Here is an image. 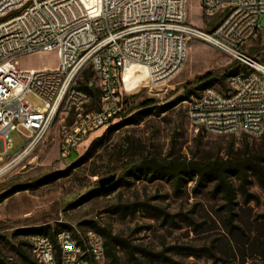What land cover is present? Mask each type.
Here are the masks:
<instances>
[{"label": "rangeland", "instance_id": "374dc122", "mask_svg": "<svg viewBox=\"0 0 264 264\" xmlns=\"http://www.w3.org/2000/svg\"><path fill=\"white\" fill-rule=\"evenodd\" d=\"M188 16L205 31H212L221 20V16L205 17L198 0L190 2ZM260 26L263 30L242 51L256 50L252 57L264 63V17ZM58 64L56 52L18 60L22 70H54ZM87 72L91 70L84 72L81 85L86 83ZM241 72L240 64L230 56L193 41L182 71L157 89L145 86L140 67L128 70L124 82L133 92L122 114L126 117L92 135L68 158L61 157L59 146L72 119L58 118L28 156L0 173V264H25L18 252L30 254V248L21 232L41 228L50 234L70 230L76 236L99 229L107 264H167L165 259L178 264H259L264 251V189L255 177L246 188L234 179L235 195L229 201L227 195L216 192L214 184L196 191L195 181L187 175L180 187L173 181L134 175L139 166L152 162L168 167L240 157L245 138L251 146L258 144L264 134L218 137L193 125L189 118V103L208 83L227 92L231 76ZM204 77L208 79L197 82ZM91 82L96 84L94 75ZM27 100L34 107L42 105L33 95ZM96 102L93 99L90 108ZM147 102L154 104L140 109ZM147 110L150 113L139 124L126 123ZM25 137L22 130L10 135V156L26 145ZM113 175L116 189L99 195V181ZM42 181L48 184L34 187ZM19 186L30 189L3 199ZM243 243H247L244 249Z\"/></svg>", "mask_w": 264, "mask_h": 264}, {"label": "built area", "instance_id": "2783aa9c", "mask_svg": "<svg viewBox=\"0 0 264 264\" xmlns=\"http://www.w3.org/2000/svg\"><path fill=\"white\" fill-rule=\"evenodd\" d=\"M191 1L100 0L94 12L83 0H0V171L28 156L58 118L72 119L59 146L61 157L68 158L122 118L133 92L125 87L128 70L145 69V86L157 89L182 71L193 41L230 56L242 72L230 78L227 92L206 88L189 103L192 124L218 137L263 135L264 63L242 50L263 30L264 0H198L205 17L221 16L212 31L189 21ZM40 52H56L58 67L18 68L19 58ZM88 69L96 78L88 87L99 93L94 108L79 83ZM29 95L42 105L32 106ZM18 130L26 133V145L10 156V135ZM27 239L36 264L108 263L103 236L95 229Z\"/></svg>", "mask_w": 264, "mask_h": 264}, {"label": "trees", "instance_id": "16d2710c", "mask_svg": "<svg viewBox=\"0 0 264 264\" xmlns=\"http://www.w3.org/2000/svg\"><path fill=\"white\" fill-rule=\"evenodd\" d=\"M257 51L252 49L250 50V56L254 55ZM241 68V67H240ZM234 74L233 76H235ZM93 73L87 72V80L86 83L81 85L80 87L86 91H88L92 98L98 101L99 93L96 89H89L88 84L91 81V77ZM231 76V77H233ZM208 77H204L199 79L197 82L206 81ZM212 83H208L206 88H210ZM205 88V89H206ZM179 101H183L180 99ZM177 103V102H175ZM154 102H147L140 106V109H144L145 107H149L153 105ZM145 111V110H141ZM149 110L146 112H139L136 115L132 116V118L127 119L126 123L131 125H137L149 114ZM122 117H126L125 115ZM245 137H248L244 135ZM244 144V152L240 157H232L226 160H215L207 163H191L190 165L176 164L173 163L168 167H162L158 162H152L149 164H142L134 172V175L138 176L139 174H144V176L150 175V180L161 179L173 181L176 187H180L183 181H187L184 177L187 175L195 181V190L200 191L201 189L206 188L209 184L215 185L216 192H222L227 195V200H229L230 196L235 195V188L233 185V180L237 179L240 182L241 188H246L249 184V179L251 177H255L258 185L264 189V136L260 139L258 144H253L245 138L243 140ZM90 155V154H89ZM48 184L47 181L39 182L35 188L41 187ZM117 183L111 185L106 189H99V195H107L111 191H114L117 187ZM30 188L27 186H19L15 188L10 194L5 196L3 199L10 197L11 195L21 192L27 191ZM231 201V199L229 200ZM98 232L103 233L99 229H96ZM22 235L28 236L32 234H45L50 235L53 238L56 234H50L47 231V228L41 229H30L21 232ZM29 244V242H28ZM247 243H243V249L246 247ZM261 245H264L262 243ZM30 248V245H29ZM245 254V252H243ZM21 259L25 264H36L34 258L31 253L28 254L24 250H19L18 252ZM243 254V255H244ZM259 264H264V251L262 250L259 254ZM164 263L167 264H178L170 259H165Z\"/></svg>", "mask_w": 264, "mask_h": 264}, {"label": "bare ground", "instance_id": "6f19581e", "mask_svg": "<svg viewBox=\"0 0 264 264\" xmlns=\"http://www.w3.org/2000/svg\"><path fill=\"white\" fill-rule=\"evenodd\" d=\"M88 2V6H92L93 7V11L94 12H98L99 11V6H100V0H87ZM141 68V67H140ZM132 69V68H131ZM142 72H143V76H144V81H146V76H147V73L145 71V69L141 68ZM126 87V85H125ZM26 156V155H25ZM25 156H22L20 159L24 158ZM1 173V171H0Z\"/></svg>", "mask_w": 264, "mask_h": 264}, {"label": "water", "instance_id": "95a60500", "mask_svg": "<svg viewBox=\"0 0 264 264\" xmlns=\"http://www.w3.org/2000/svg\"><path fill=\"white\" fill-rule=\"evenodd\" d=\"M115 180H116V176L113 175V176H110L108 178L101 179L99 181V185L101 188H106V187L112 185L115 182Z\"/></svg>", "mask_w": 264, "mask_h": 264}]
</instances>
